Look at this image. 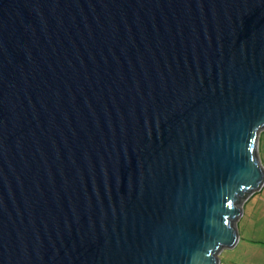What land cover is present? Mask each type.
<instances>
[{"label": "water", "instance_id": "water-1", "mask_svg": "<svg viewBox=\"0 0 264 264\" xmlns=\"http://www.w3.org/2000/svg\"><path fill=\"white\" fill-rule=\"evenodd\" d=\"M263 131L264 0H0V264H221Z\"/></svg>", "mask_w": 264, "mask_h": 264}, {"label": "crops", "instance_id": "crops-1", "mask_svg": "<svg viewBox=\"0 0 264 264\" xmlns=\"http://www.w3.org/2000/svg\"><path fill=\"white\" fill-rule=\"evenodd\" d=\"M259 155L264 163V131L259 136ZM240 240L221 255V264H264V185L251 198L239 222Z\"/></svg>", "mask_w": 264, "mask_h": 264}]
</instances>
